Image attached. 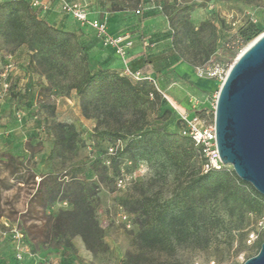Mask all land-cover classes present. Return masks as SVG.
<instances>
[{
  "label": "rangeland",
  "instance_id": "1",
  "mask_svg": "<svg viewBox=\"0 0 264 264\" xmlns=\"http://www.w3.org/2000/svg\"><path fill=\"white\" fill-rule=\"evenodd\" d=\"M168 1L173 5H191L189 20L194 27L207 22L202 25L200 36L203 43L216 53L220 52L224 42L236 40L234 37L243 25L253 23L264 31V0ZM162 2L150 0L149 8L139 15L144 19L142 32L147 46L152 53L165 52L166 56L160 58L165 62L168 59L169 63H181L185 69L182 74L188 79L177 75L178 78L186 82L189 94L196 98L202 112L213 119L217 89L222 81L204 72L218 73L228 69L247 43L234 49L232 59L216 61L212 65L209 59L199 56L191 65L185 60L189 54L181 46L182 55L179 50L169 47L171 26L165 14L156 9ZM124 4L127 7L124 12L130 13V3ZM27 61L26 50L20 48L14 54L15 67L18 68L21 62L25 65ZM3 64V57L0 56V69ZM90 67L96 69L99 66L93 60ZM13 72L10 73L9 91L0 96V231L16 228L22 233L21 241L24 256L29 258L28 264H131L130 237L137 227L130 208L142 195H146L165 204L170 213L178 212L182 207L178 194L184 187L185 175L198 171V160H194L190 172L182 175L158 147L142 142L135 152L136 161L123 163L115 160L107 179L96 191L98 204L95 218L103 230L106 250L93 255L79 235L72 238L74 250L63 246L51 249L47 246L48 225L59 209H70L71 205L55 200L42 207L34 194L41 175L58 173L60 178H64L58 160L49 156L55 132L60 129V132L69 135L72 128L77 133L79 159L70 175L79 178L94 176L93 163L109 157V152H106L109 143L91 141L95 120L82 116L74 93L69 97L70 102L64 97L49 94L31 70L26 87L19 88L18 76ZM167 78L164 73L162 80ZM16 110L21 111V120L15 117ZM149 121L150 126L158 124L166 130H175L173 116L158 119L156 115H151ZM56 124H61L59 129ZM117 178L123 179L121 186L117 185ZM195 199L203 213L198 218V224H205L208 229V245L198 247L180 239L181 243L174 253L146 250L139 256V264H243L257 254L264 241V230L259 225L260 214L247 212L238 201L222 195L210 198L196 192ZM4 236L14 244L9 233ZM8 247L10 264H18L14 247Z\"/></svg>",
  "mask_w": 264,
  "mask_h": 264
},
{
  "label": "trees",
  "instance_id": "2",
  "mask_svg": "<svg viewBox=\"0 0 264 264\" xmlns=\"http://www.w3.org/2000/svg\"><path fill=\"white\" fill-rule=\"evenodd\" d=\"M203 1L205 3L208 0ZM149 2L150 0H97L96 7L101 11H126L124 3H130V12H133ZM46 5L48 8L47 3ZM158 6L160 8H156L157 11L165 14L171 26V47L179 50L181 55L182 48L187 51L189 57L185 60L191 65L199 56L204 60L209 59L212 65L216 61L232 59L234 49L239 44H248L263 32L253 23L243 25L234 37L236 40L224 42L220 52L216 53L203 43L200 36L202 25L207 22L197 28L190 22L191 5H173L168 0H163ZM45 11L41 7L32 6L31 0H0V56H4L0 72L6 63L7 54L14 55L20 48H25L28 55L27 67L36 76L46 80L44 89L49 94L66 98L74 93L82 116L95 120L90 134L91 141H107V154L109 148H113L109 157L95 160L92 178L70 175L78 165L80 148L77 145V133L71 128L67 135L60 132L61 124H56L59 130L55 132L49 156L58 160L64 178H60L58 173L41 175L34 196L42 207L58 200L69 203L71 208L59 209L54 214L48 225L49 248L63 246L74 250L72 238L79 235L93 255L106 250L103 230L95 218L98 204L96 191L107 179L109 168L114 166L115 160L123 163L136 161L135 152L142 142L158 147L182 175L190 172L196 159L199 168L197 172L185 175L184 187L178 194L182 201L178 212L170 213L165 204L146 195H142L132 205L130 209L134 214L137 230L130 237L131 264H139V256L146 250L174 253L176 246L181 243L180 239L183 242L190 241L198 247L208 245V229L205 224H198V218L203 213L195 199L196 192L210 198L222 195L238 201L247 212L262 214L264 196L249 183L242 181L232 168L224 166L219 170L203 171L202 148L182 133L181 120L150 81H133L121 75L120 71L108 67L91 68L92 60L79 35L47 22L41 17ZM144 11L140 14L143 15ZM156 84L158 86V82ZM158 89L165 94L159 86ZM202 111L199 108L194 113L207 122H213ZM151 115H156L158 119L173 116L175 130H166L158 124L150 126Z\"/></svg>",
  "mask_w": 264,
  "mask_h": 264
},
{
  "label": "water",
  "instance_id": "3",
  "mask_svg": "<svg viewBox=\"0 0 264 264\" xmlns=\"http://www.w3.org/2000/svg\"><path fill=\"white\" fill-rule=\"evenodd\" d=\"M220 161L264 196V31L233 59L213 111ZM243 264H264V241Z\"/></svg>",
  "mask_w": 264,
  "mask_h": 264
},
{
  "label": "crops",
  "instance_id": "4",
  "mask_svg": "<svg viewBox=\"0 0 264 264\" xmlns=\"http://www.w3.org/2000/svg\"><path fill=\"white\" fill-rule=\"evenodd\" d=\"M42 1L48 4V8L41 17L57 28L76 32L85 46L88 57L92 61L94 60L100 67H108L117 71L122 69L121 60L113 50L103 47L101 40L95 36L91 29L82 27L71 15L62 12L57 0ZM80 1L89 8L90 18H103L106 20L109 33L114 35L129 34L132 37L133 45L127 51L128 63L132 70H140L144 74L153 76L156 79V83L158 82V86L165 92V95L179 109L190 114L199 109L198 101L194 96L189 94L186 82L177 76L179 75L188 79L182 74V72H185V69L181 63H169L168 59L165 62L164 59H160L166 56L165 52L163 54L152 53L147 46V41L142 32L144 24L142 15L137 16L132 12L125 13L124 11H101L96 7L97 0ZM164 73L168 76L166 81L162 80ZM13 74L18 76L17 85L26 87L30 75V68L27 67V64L24 65L21 62ZM37 78L41 81V85L45 87L46 80L41 76H37ZM66 100L70 102L69 98H66ZM4 235L7 234H3V231H0V264H10L8 245L10 247L13 245L10 239ZM28 261L29 258L24 256L23 264H28ZM18 264L20 263L18 262Z\"/></svg>",
  "mask_w": 264,
  "mask_h": 264
},
{
  "label": "built area",
  "instance_id": "5",
  "mask_svg": "<svg viewBox=\"0 0 264 264\" xmlns=\"http://www.w3.org/2000/svg\"><path fill=\"white\" fill-rule=\"evenodd\" d=\"M60 4L61 10L71 15L76 22H78L82 27H87L91 29L95 36L101 40L102 46L105 48H111L113 52L120 58L122 63V69L120 70V74L128 77L133 81H138L141 79H147L150 81L154 87L162 94V96L167 100L169 106L176 113L177 117L181 120L183 129L182 133L191 138L195 145L200 146L202 148L204 162L202 165L203 171H207L210 169L219 170L224 166L220 161L216 142H215V130L213 122H207L203 118L199 117L195 113H188L184 110L179 109L174 103L170 101V99L158 89L156 81L149 75L145 76L140 70H132L128 63L127 59V51L133 45V39L129 34H119L114 35L108 32V27L106 20L103 18H90L89 10L87 6L81 3L80 0L68 1V0H57ZM31 4L34 7H41L42 9H47L46 3H43L41 0H31ZM149 8V4H145L142 7L134 10L132 13L134 15H139L142 11ZM157 8H160L157 5ZM6 63L3 69L0 72L1 78V91L0 96L6 95V93L10 89V73L15 71L16 67L14 65V55L7 54L5 56ZM226 70H221L220 72L208 71L204 72L209 76H217L221 81L224 79ZM17 120H21L22 113L20 110H16L14 113ZM109 152H113V148H109ZM123 183V179L119 178L117 180V185L121 186ZM65 204V202H63ZM260 228L264 230V209L260 216L259 220ZM9 233L13 239V247L15 251V258L20 264L23 263L24 260V249L22 245V233L16 228H10L7 231H3V234ZM57 264V263H51Z\"/></svg>",
  "mask_w": 264,
  "mask_h": 264
}]
</instances>
